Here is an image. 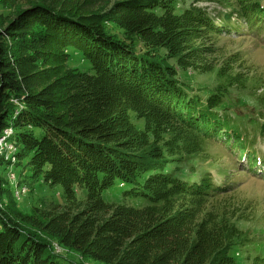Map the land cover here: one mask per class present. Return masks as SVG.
<instances>
[{
	"label": "trees",
	"instance_id": "16d2710c",
	"mask_svg": "<svg viewBox=\"0 0 264 264\" xmlns=\"http://www.w3.org/2000/svg\"><path fill=\"white\" fill-rule=\"evenodd\" d=\"M224 1L229 12L216 19L174 0H121L109 9L107 0H38L0 31V138L12 146L0 152L9 159L0 169L23 166L35 181L60 186L68 201L35 215L0 207V264H239L234 248L252 245L255 234L226 225L257 221L251 202L247 217L224 212L239 182L176 175L222 138L242 171L260 176L264 126L251 135L224 97L246 90L248 80L232 73L234 59L205 63L215 51L203 39L264 37V0ZM70 50L94 73L69 71ZM190 69L215 75L216 90L189 96L179 76ZM257 91L251 95L260 100ZM116 185H128L126 195L144 206L106 201ZM76 187L87 190L78 211ZM64 250L82 262L65 263Z\"/></svg>",
	"mask_w": 264,
	"mask_h": 264
},
{
	"label": "rangeland",
	"instance_id": "374dc122",
	"mask_svg": "<svg viewBox=\"0 0 264 264\" xmlns=\"http://www.w3.org/2000/svg\"><path fill=\"white\" fill-rule=\"evenodd\" d=\"M67 1V0H66ZM76 3L80 0H74ZM83 1V0H82ZM121 0H107L105 9H109L115 2ZM38 0H0V31L3 30L12 18L17 19V15L30 6L31 3ZM180 10L190 5L207 8L212 16L216 19L223 17V14L229 12V8L224 6V0H174ZM99 10V9H98ZM102 10V9H100ZM104 11V9H103ZM117 31V29H115ZM244 35H231L219 37L215 40L203 39V47L212 48L215 52L212 55L204 56L205 63L211 67L220 66L224 60L230 62L234 59L232 70L234 74H241V78L248 80L247 89L232 88L225 95V104L230 107L229 113L239 115L235 121L245 130L253 135L264 126V37H258L243 31ZM69 71H82L93 74L90 64L85 61L81 54L75 50L69 51ZM174 62V61H172ZM219 68V67H218ZM179 80L182 85H188V95L198 94L200 90L204 91L199 96L206 97L209 92L216 90L218 82L216 76L210 73H199L194 69L180 73ZM190 84V85H189ZM256 87L260 100L252 97L251 91ZM139 127L143 128L144 120L135 121ZM260 148L264 154V138L258 137ZM6 135L0 138V152L5 153L11 147L7 145ZM14 147V146H13ZM15 149V148H14ZM204 152V153H203ZM201 155L190 159L185 164L176 168L177 177L185 181L198 183L203 176H208L215 184H223L225 182H235V193L227 196L223 205L225 211L232 215V211L238 214L232 216L236 218L247 217L243 212L245 203L251 202L256 223L231 222L227 223V227L236 228L240 234L252 232L255 234L252 238V245H245L234 248V255L237 257L239 264H254L257 257L264 256V161L260 162L255 172L260 176H249L242 173L244 163L238 162V155L234 156L221 139L211 142ZM9 162L7 157H0V160ZM13 161V160H12ZM16 163L18 161H15ZM14 162V163H15ZM237 162V163H235ZM15 163V164H16ZM12 164V163H11ZM22 168V169H21ZM0 207H11L27 215H35L36 211L41 212L52 211L55 207L65 206L68 204L65 198L64 190L58 185H48L42 181L37 182L31 178V174L26 168L15 166L1 167L0 169ZM25 190V191H24ZM131 188L128 185L120 188L118 185L109 189L104 193L103 197L108 202L118 204H126L130 206H144L137 199H132L126 195ZM77 201L73 204V210L78 211L87 204V190L75 188ZM251 200V201H250ZM237 201V202H236ZM223 207V206H222ZM219 211L221 212V208ZM210 204L205 206L204 210H208ZM204 214V213H203ZM107 218L109 215H100ZM201 215L200 218H202ZM58 253L57 245L54 246ZM62 251V250H61ZM62 254L65 263L82 262L81 257L75 251L64 250ZM66 259V260H65ZM88 262V263H87ZM87 264H102L93 260H86ZM69 264V263H68Z\"/></svg>",
	"mask_w": 264,
	"mask_h": 264
},
{
	"label": "bare ground",
	"instance_id": "6f19581e",
	"mask_svg": "<svg viewBox=\"0 0 264 264\" xmlns=\"http://www.w3.org/2000/svg\"><path fill=\"white\" fill-rule=\"evenodd\" d=\"M12 148V146L9 148V149H11ZM25 191V190H24Z\"/></svg>",
	"mask_w": 264,
	"mask_h": 264
}]
</instances>
